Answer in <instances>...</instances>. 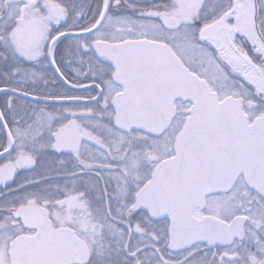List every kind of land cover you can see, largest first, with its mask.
<instances>
[{"label": "snow or ice", "instance_id": "6c2138e0", "mask_svg": "<svg viewBox=\"0 0 264 264\" xmlns=\"http://www.w3.org/2000/svg\"><path fill=\"white\" fill-rule=\"evenodd\" d=\"M0 264H264V0H0Z\"/></svg>", "mask_w": 264, "mask_h": 264}, {"label": "flooded vegetation", "instance_id": "af4514ba", "mask_svg": "<svg viewBox=\"0 0 264 264\" xmlns=\"http://www.w3.org/2000/svg\"><path fill=\"white\" fill-rule=\"evenodd\" d=\"M85 83H87V82H85Z\"/></svg>", "mask_w": 264, "mask_h": 264}]
</instances>
